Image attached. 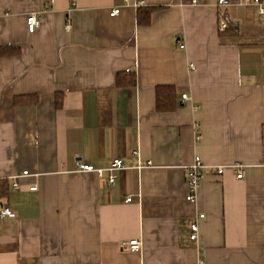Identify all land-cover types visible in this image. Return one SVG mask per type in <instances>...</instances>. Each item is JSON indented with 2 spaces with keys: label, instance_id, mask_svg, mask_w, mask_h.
Listing matches in <instances>:
<instances>
[{
  "label": "crops",
  "instance_id": "crops-1",
  "mask_svg": "<svg viewBox=\"0 0 264 264\" xmlns=\"http://www.w3.org/2000/svg\"><path fill=\"white\" fill-rule=\"evenodd\" d=\"M192 1L0 0V48L18 50L0 57V212L16 215L0 219V264H264V16L229 0L221 33L219 0ZM140 8L155 9L148 25ZM160 86L175 111L157 110ZM116 159L113 188L77 170Z\"/></svg>",
  "mask_w": 264,
  "mask_h": 264
},
{
  "label": "built area",
  "instance_id": "built-area-1",
  "mask_svg": "<svg viewBox=\"0 0 264 264\" xmlns=\"http://www.w3.org/2000/svg\"><path fill=\"white\" fill-rule=\"evenodd\" d=\"M125 2L129 3V0H125ZM192 3L194 5H198V0H193ZM140 5V4H139ZM240 5L243 6H254L258 8V13L261 16H264V0H241ZM231 7V3L229 0H219L218 1V8H219V20H218V29L221 33H226L229 28L233 25L232 20L229 15V8ZM120 13L119 9H115L111 12V16L115 17ZM40 22L39 18L36 15H32L27 20V26L30 33H34L38 28ZM70 27H67L69 30ZM181 49L185 48V45H180ZM183 101H190L187 95L182 96ZM202 139L201 134L196 135V140L200 141ZM124 169V164L122 160L116 159L112 162L111 166L108 169H98L95 168L93 165L90 164H79L77 170L80 172H87V173H94L100 178H107L109 188H113L117 182V173ZM204 169L205 165L200 157H195L194 162L191 166L187 168V179H188V190L189 194L187 197V201L190 203H195L197 200V194L199 188L204 180ZM233 169L236 173V177L238 180H242L245 177V171L242 165L236 164L233 166ZM223 169H219L217 171L218 175L223 174ZM25 175L28 172L24 173ZM38 187L34 186L31 188V191H37ZM132 201L131 198L127 199V202L130 203ZM16 215L15 213L9 208H2L0 212V219L3 218H14ZM204 215H200L199 219H204ZM198 231L199 225L194 222L191 225V234H190V241L196 242L198 239ZM142 249V243L138 240H133L126 244V250L130 252H139ZM200 264H205L203 261Z\"/></svg>",
  "mask_w": 264,
  "mask_h": 264
},
{
  "label": "trees",
  "instance_id": "trees-1",
  "mask_svg": "<svg viewBox=\"0 0 264 264\" xmlns=\"http://www.w3.org/2000/svg\"><path fill=\"white\" fill-rule=\"evenodd\" d=\"M155 11L154 8L143 9L140 8L138 10V23L140 25H148L151 21V15ZM231 30V27L229 28ZM228 30V31H229ZM227 31V32H228ZM18 54L17 49H13L10 47L0 48V57H9ZM129 75L130 79L128 82L124 81V77ZM117 84L120 87H135L136 86V75L134 73H120L117 78ZM157 100L156 106L157 110L161 113L173 112L177 109V96L175 88L172 86H160L157 88L156 92ZM39 102V97L36 95H29L23 97H17L15 99V104L18 106L25 105H36ZM62 106V101L58 99L57 107L60 108ZM7 196V182L0 181V199Z\"/></svg>",
  "mask_w": 264,
  "mask_h": 264
}]
</instances>
